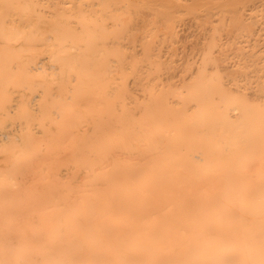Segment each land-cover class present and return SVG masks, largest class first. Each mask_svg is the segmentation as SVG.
Instances as JSON below:
<instances>
[{"label": "bare ground", "instance_id": "6f19581e", "mask_svg": "<svg viewBox=\"0 0 264 264\" xmlns=\"http://www.w3.org/2000/svg\"><path fill=\"white\" fill-rule=\"evenodd\" d=\"M0 264H264V0H0Z\"/></svg>", "mask_w": 264, "mask_h": 264}]
</instances>
